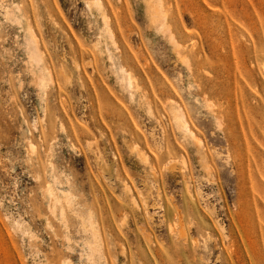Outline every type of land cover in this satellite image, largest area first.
I'll return each mask as SVG.
<instances>
[{
    "label": "rangeland",
    "instance_id": "rangeland-1",
    "mask_svg": "<svg viewBox=\"0 0 264 264\" xmlns=\"http://www.w3.org/2000/svg\"><path fill=\"white\" fill-rule=\"evenodd\" d=\"M0 264H264V0H0Z\"/></svg>",
    "mask_w": 264,
    "mask_h": 264
},
{
    "label": "bare ground",
    "instance_id": "bare-ground-1",
    "mask_svg": "<svg viewBox=\"0 0 264 264\" xmlns=\"http://www.w3.org/2000/svg\"><path fill=\"white\" fill-rule=\"evenodd\" d=\"M178 111V112H177ZM177 112V113H175ZM175 118H176V121L179 123L180 126H182V128L186 131V133H188L190 135V137L192 138H196L199 142L200 141V138H197V136L195 135L194 131H192L187 123V121H185L184 119V115L181 114V111L179 112V108L176 109L175 111Z\"/></svg>",
    "mask_w": 264,
    "mask_h": 264
}]
</instances>
